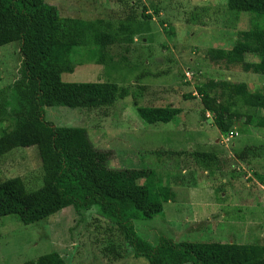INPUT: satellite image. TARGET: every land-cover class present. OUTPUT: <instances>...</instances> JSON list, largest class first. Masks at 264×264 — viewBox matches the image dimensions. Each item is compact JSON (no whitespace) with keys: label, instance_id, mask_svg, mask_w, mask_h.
I'll return each instance as SVG.
<instances>
[{"label":"rangeland","instance_id":"1","mask_svg":"<svg viewBox=\"0 0 264 264\" xmlns=\"http://www.w3.org/2000/svg\"><path fill=\"white\" fill-rule=\"evenodd\" d=\"M49 2L63 17L102 19L101 32L110 30L107 41H113L104 64L89 59V45L72 50L74 71L62 73L61 79L103 82L115 102L99 108L46 106L44 117L61 130L63 143L92 146L105 167L184 174L181 186L150 189V200L160 201L163 210L152 219L135 220L138 235L151 243L166 236L175 241L264 244V128L236 122L221 132L198 96L182 97L194 93L195 82L205 77L243 81L250 90L264 92V75L210 62L205 55L208 47L231 48L240 31L264 26V17L228 10L226 0ZM142 12L152 18L144 19ZM128 16L141 21L145 31L127 44L122 20ZM18 49L16 41L0 46V89L20 75ZM9 99L0 116V133L19 120L11 92ZM167 105L181 108L176 121L150 124L136 111L138 106ZM198 150L217 153L219 162L208 169L200 166L190 156ZM241 151L245 156L238 158ZM42 175L34 146L17 147L0 157V182L20 176L32 190L42 185ZM50 252L59 253L66 264H148L134 256L114 220L95 205L67 206L29 224L14 214L0 216V264H19Z\"/></svg>","mask_w":264,"mask_h":264},{"label":"trees","instance_id":"2","mask_svg":"<svg viewBox=\"0 0 264 264\" xmlns=\"http://www.w3.org/2000/svg\"><path fill=\"white\" fill-rule=\"evenodd\" d=\"M226 8L264 17V0H226ZM142 16L152 18L143 12ZM101 20L63 17L49 0H0V46L19 42L21 58L20 75L0 89V116L10 104L11 92L17 106L14 114L19 119L12 129L1 131L0 157L17 147L34 146L43 170L42 185L32 190L20 176L0 182V216L14 214L29 224L67 206L89 209L95 205L114 220L134 256L144 257L148 264H264V244L175 241L166 236L148 242L138 235L134 221L149 220L162 212V203L150 200V189L181 186L184 174L179 170L102 166L95 148L82 143L64 144L61 130L45 119L46 106L99 108L115 102L113 95L105 93L103 82L61 79L62 73L74 71L71 53L79 44L89 45L90 60L106 62V50L113 41H107L112 38L110 30L101 32ZM122 24L127 44L133 42L135 34L145 31L144 24L134 16L126 17ZM39 34L41 39L37 41ZM205 55L210 62L264 75V26L242 30L231 48L208 47ZM197 96L221 132H228L236 122L264 128V92L250 90L246 82L205 77L195 82L194 93L182 94L183 99ZM136 111L147 123L154 124L176 121L181 108L138 106ZM244 154L241 151L236 156L243 158ZM190 156L206 169L220 158L215 152L200 150ZM19 264L66 263L59 253L50 252Z\"/></svg>","mask_w":264,"mask_h":264},{"label":"crops","instance_id":"3","mask_svg":"<svg viewBox=\"0 0 264 264\" xmlns=\"http://www.w3.org/2000/svg\"><path fill=\"white\" fill-rule=\"evenodd\" d=\"M136 35H138V34H135L134 36H136ZM133 36V37H134ZM251 165H253V164H251ZM261 187H262V185H261ZM253 190L255 191V190H258V189H256V188H253ZM254 194V193H253ZM253 194H252V196H253ZM256 196H259V195H254V197H256Z\"/></svg>","mask_w":264,"mask_h":264},{"label":"built area","instance_id":"4","mask_svg":"<svg viewBox=\"0 0 264 264\" xmlns=\"http://www.w3.org/2000/svg\"><path fill=\"white\" fill-rule=\"evenodd\" d=\"M231 137H232V133H230Z\"/></svg>","mask_w":264,"mask_h":264}]
</instances>
